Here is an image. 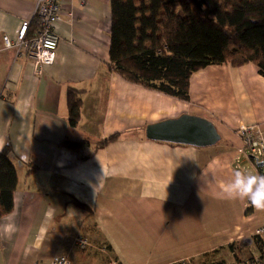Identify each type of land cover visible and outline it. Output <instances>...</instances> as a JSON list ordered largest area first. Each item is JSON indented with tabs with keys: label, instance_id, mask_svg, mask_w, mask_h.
<instances>
[{
	"label": "crops",
	"instance_id": "1",
	"mask_svg": "<svg viewBox=\"0 0 264 264\" xmlns=\"http://www.w3.org/2000/svg\"><path fill=\"white\" fill-rule=\"evenodd\" d=\"M36 1L0 0V145L9 148L17 177L12 211L0 218V264H46L76 247L75 237L105 242L104 264H198L205 254L226 257L230 244L251 237L264 224V210L215 193L235 170L258 174L239 151L237 134L239 125H255L264 141V76L257 67L201 68L190 75L187 102L145 89L106 68L109 0H59L55 57L38 73L2 40L14 41L23 22L26 37L35 34ZM69 89L83 91L74 127L67 121ZM181 114L210 120L219 141L196 147L145 138L147 124ZM115 133L117 140L85 160L59 146L63 138ZM230 250L234 260L259 252L254 244Z\"/></svg>",
	"mask_w": 264,
	"mask_h": 264
},
{
	"label": "trees",
	"instance_id": "2",
	"mask_svg": "<svg viewBox=\"0 0 264 264\" xmlns=\"http://www.w3.org/2000/svg\"><path fill=\"white\" fill-rule=\"evenodd\" d=\"M109 2L106 68L129 83L187 102L190 75L208 65L237 67L253 63L264 76V0ZM82 94L80 90L67 91V121L72 127L80 120ZM120 134L94 141L63 138L59 146L73 152L79 160H85L117 140ZM8 152L7 146L0 151V218L12 211L17 182ZM262 167L257 166L258 175H264ZM75 204L90 213L85 204L77 200ZM251 209L250 206L245 212ZM249 244L264 253V241L257 235L239 240L235 249L241 250Z\"/></svg>",
	"mask_w": 264,
	"mask_h": 264
},
{
	"label": "built area",
	"instance_id": "3",
	"mask_svg": "<svg viewBox=\"0 0 264 264\" xmlns=\"http://www.w3.org/2000/svg\"><path fill=\"white\" fill-rule=\"evenodd\" d=\"M34 16L39 25L35 34L27 38L28 23L23 22L17 31L14 41H10L6 36L2 40L5 47H18L21 54L33 61L36 72L39 73L42 67L51 64L55 57L58 37L53 31V26L60 19L59 0H37ZM237 134L242 141V146L239 149L242 154L253 155L258 160L264 159V141L259 130L254 125H239ZM253 235L261 237L264 241V224L259 225L253 231ZM73 244L78 248H85L89 245L88 241L82 237H75ZM99 250L104 251L105 246ZM46 264H71V261L67 254H61L52 257ZM110 264L117 263L110 261ZM163 264H190V262L189 259L182 258ZM230 264H264V253H253L251 257L245 260L234 261Z\"/></svg>",
	"mask_w": 264,
	"mask_h": 264
},
{
	"label": "water",
	"instance_id": "4",
	"mask_svg": "<svg viewBox=\"0 0 264 264\" xmlns=\"http://www.w3.org/2000/svg\"><path fill=\"white\" fill-rule=\"evenodd\" d=\"M144 135L149 140L196 147L210 146L220 139L210 120L191 114H181L176 118L147 124ZM249 158L255 162L256 166L263 165V161L253 155H249Z\"/></svg>",
	"mask_w": 264,
	"mask_h": 264
},
{
	"label": "clouds",
	"instance_id": "5",
	"mask_svg": "<svg viewBox=\"0 0 264 264\" xmlns=\"http://www.w3.org/2000/svg\"><path fill=\"white\" fill-rule=\"evenodd\" d=\"M0 145V150H2ZM24 157H21L23 159ZM219 199L247 200L257 210H264V175H253L241 170L233 172V178L221 185L215 193Z\"/></svg>",
	"mask_w": 264,
	"mask_h": 264
},
{
	"label": "rangeland",
	"instance_id": "6",
	"mask_svg": "<svg viewBox=\"0 0 264 264\" xmlns=\"http://www.w3.org/2000/svg\"><path fill=\"white\" fill-rule=\"evenodd\" d=\"M255 128L257 127L255 126ZM262 168L264 169V163H263ZM88 243L89 245L86 246L85 248L72 247L70 250L67 251V253H65L68 255L71 261V264H102V263L104 264L105 257L102 256L99 249L103 246H107V244L105 242H95V241H91V242L88 241ZM229 249L230 248L228 247L227 252H225L226 257L224 258H220V257L216 258V257H213L212 255L205 254L201 257L202 262H198V264L219 263L222 259L227 264H230L234 261L245 260L251 257V252L249 251L247 252L246 250L244 254H242V256L239 257V259L234 260L236 256H234L233 254L231 255L230 253L231 250L229 251ZM247 249H248V246H247ZM233 250H236L235 247H233Z\"/></svg>",
	"mask_w": 264,
	"mask_h": 264
}]
</instances>
